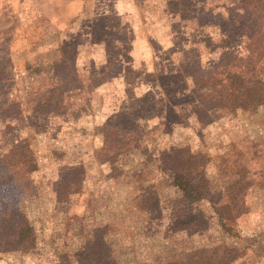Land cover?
I'll return each instance as SVG.
<instances>
[{
  "label": "rangeland",
  "instance_id": "1",
  "mask_svg": "<svg viewBox=\"0 0 264 264\" xmlns=\"http://www.w3.org/2000/svg\"><path fill=\"white\" fill-rule=\"evenodd\" d=\"M155 3L131 1L125 18L104 20L106 33L95 19L85 36L69 35L62 42L92 41L105 59L75 67V51L68 50L70 60L54 66L51 78L26 68L48 60L45 45L58 36L30 22L27 11L39 3L0 0V73L11 74L0 79V183L12 188L4 200L0 187V264H164L216 245L238 248L235 263L264 264V65L239 61V77L218 74L208 86L202 77L203 87L195 86L200 70L186 62L190 43L179 40L175 57L172 48L158 52ZM179 6L184 16L208 13L189 28L205 69L223 60L225 49L241 52L248 22L264 35V0ZM55 80L62 85L55 89L83 91L71 109L45 103L54 91L44 90ZM134 129L149 145V159L126 139ZM171 145L196 151L181 157L177 186L160 169L161 150ZM195 155L202 157L198 165ZM127 165L137 167L131 181ZM238 174L254 186L241 190ZM217 200L230 213L221 221L212 208ZM98 232L114 236L111 254L91 247Z\"/></svg>",
  "mask_w": 264,
  "mask_h": 264
},
{
  "label": "trees",
  "instance_id": "2",
  "mask_svg": "<svg viewBox=\"0 0 264 264\" xmlns=\"http://www.w3.org/2000/svg\"><path fill=\"white\" fill-rule=\"evenodd\" d=\"M180 2V1H178ZM177 11H180V19H190L193 20L194 22H200V20H206L208 16L207 12H201L203 13L202 15H182V8L179 6V3H177ZM257 22H248L247 24V31L243 34L240 35L239 41H241L242 47L240 49L241 52H232L231 49H225L223 52L224 58L223 60H220L219 63L214 64V67L211 69H205L204 65H202L201 62H203L204 59L203 55L198 52L197 47V39L192 41L191 35H189L188 43H190L189 47L187 48L186 52H188L189 59H186L189 64L192 62L197 64V67L199 66V72H195L193 75V80L192 82L194 83L195 86H202L199 85L201 78L206 77V81H203L204 86H208L210 79H214L218 74L224 79V78H231V77H239L241 75L242 69H239L237 66V63L239 61H245L242 66L245 67L246 64H249L253 61H261V63L264 65V35L260 31V28L256 25ZM222 30V29H221ZM182 36V35H181ZM188 35H185V37ZM184 37V36H182ZM68 52V51H67ZM70 52V49H69ZM68 52V54H69ZM191 52L194 54V60H192ZM246 52V53H245ZM222 66V71H211L214 69H219V67ZM26 68L28 71H33L35 74H42L47 77H50L53 75V67L51 66H27ZM1 70V69H0ZM202 71V73H201ZM201 73V74H200ZM201 76V77H200ZM11 74L10 72H5L3 71L0 73V79H10ZM62 85L59 83V86L56 88H60ZM203 87V86H202ZM212 87V86H209ZM200 88V87H199ZM54 88H45L44 92H50L53 91ZM43 92V93H44ZM64 90H59L56 89L55 92H53V95L48 97L45 101V103H49L53 105L52 103L55 102L56 104H59V102L63 101V97L61 96L63 94ZM61 105V104H59ZM66 106H70V102L66 104ZM68 110V109H67ZM146 133H151V129H144ZM141 132V131H140ZM142 133V132H141ZM126 139H129V141L133 142V148L136 150H141L145 153L146 158H150V151H149V145L147 144L146 141H144V138L141 136L140 133L137 132L136 129H134L132 132L126 133ZM164 137L161 138V144L163 143ZM166 142V139H165ZM166 150L163 151L161 150L160 154V169L161 171L169 176L176 184L178 185V180L180 181L181 176H180V167H181V157L182 156H187V157H194V154L196 151L191 152L189 149H180L175 147L174 145L165 147ZM196 158H198L197 155H195ZM199 158H202L201 155ZM197 159L195 162V165L200 164L199 160ZM62 167H71V161L70 160H64L62 157L58 159ZM130 166H125V170L128 169ZM124 170V171H125ZM137 171V167H133L126 172L128 173L129 177H126V181H131L135 179V173ZM238 172V171H237ZM239 173V172H238ZM245 175H239L238 174V181H240V189L243 191H248L250 188H252L254 185L251 183H247L244 181ZM125 180V179H124ZM10 182V181H9ZM8 181H3V183H0V187L3 189V187L7 190L5 193L2 190V198L6 200L11 196L12 188H10V183ZM220 201H213L212 203V208L215 209V211L218 213L217 217L218 219L224 220L226 217L230 215L229 211L228 213H222V207H221ZM21 208V207H19ZM94 241L91 242L92 245L91 247L95 249L97 252H103L107 254L112 253V246L114 242V236L112 237L111 234L105 233V232H98L94 235ZM99 244L98 246L95 247V244ZM238 248L236 247H229L227 245H216V246H211V247H200V248H192L186 251L185 256L182 259H177V260H171L167 261L164 264H238L235 263L236 258L239 256Z\"/></svg>",
  "mask_w": 264,
  "mask_h": 264
},
{
  "label": "crops",
  "instance_id": "3",
  "mask_svg": "<svg viewBox=\"0 0 264 264\" xmlns=\"http://www.w3.org/2000/svg\"><path fill=\"white\" fill-rule=\"evenodd\" d=\"M15 1L20 0H2L3 3L13 4L15 5ZM113 1V6H110L109 9L107 8V3ZM131 1L134 0H35V2L39 3V5H34L29 7V12L33 14L31 17L33 24H41L45 33H52L58 35L54 42H50V44L46 43L45 48L50 46L52 50L49 53L50 57L48 60L40 63H27L28 66H51L54 67L59 63L67 64L68 60H70V56L68 54V50L75 51L73 61L75 62V67L84 66L87 64H97L103 62L105 59L103 53V47L96 46L94 43L91 42H82L77 44V46H69L68 43L62 42L65 38L70 37L69 35H73L76 33H82L85 36V32L88 33L90 22L95 21V19H102L103 21L108 19L109 17L114 18H125L126 11H128V15L131 12ZM146 1V0H142ZM155 7L160 10V16L154 22L153 29L161 35L160 40L158 42L159 45V53H163L166 49L172 48L173 53L172 57H175L176 50H178L177 45L179 40L185 41L188 43L190 30L192 26H195V22L190 19H180V11L176 9H167V2L171 5H176L180 3V0H154ZM133 3V2H132ZM149 8L151 7V3L148 4ZM11 10V9H9ZM13 10V9H12ZM52 21L55 23V27L52 25ZM119 22V24H118ZM116 24L120 28L124 27L125 24L123 21H118ZM53 26V28H52ZM108 25L104 24L102 26V30L104 33L107 32ZM110 27V26H109ZM53 30V31H52ZM122 31H117L120 33ZM140 32L141 29H138ZM124 33V32H123ZM150 33V29H149ZM126 34V33H125ZM184 37H182V36ZM185 35H188L185 37ZM126 36V35H125ZM60 37V38H59ZM149 37L154 38L152 35L149 34ZM87 39V38H86ZM116 46H120L121 39L114 37L113 39ZM182 42V41H181ZM54 44V45H53ZM172 44V45H171ZM189 45V43H188ZM172 46V47H171ZM189 47V46H188ZM51 50H47L51 51ZM95 51V53H94ZM102 51V52H100ZM153 54V52H152ZM159 71L157 68H153L151 72ZM53 75L50 76L51 78L55 75V71L53 70ZM77 79H81L80 76L75 75ZM47 77V76H46ZM92 79V78H91ZM89 79V80H91ZM84 80V79H83ZM53 85H51L53 91H56V87L59 86L57 83H61L60 80L51 81ZM48 87V88H51ZM51 92V91H50ZM50 92H45L50 93ZM74 91H65L61 95L63 97V101L59 102L60 106H65L68 103V99H70V106L68 110L71 109L73 102L76 98L80 100L82 97L81 92L75 91L76 95L73 94ZM52 94L48 95V97L52 96ZM81 95V96H79ZM47 97V98H48ZM72 102V103H71Z\"/></svg>",
  "mask_w": 264,
  "mask_h": 264
}]
</instances>
